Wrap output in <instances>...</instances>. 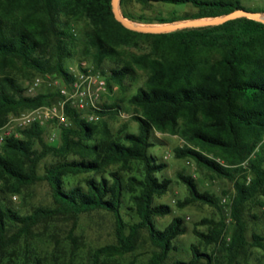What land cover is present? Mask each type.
<instances>
[{
  "label": "trees",
  "instance_id": "16d2710c",
  "mask_svg": "<svg viewBox=\"0 0 264 264\" xmlns=\"http://www.w3.org/2000/svg\"><path fill=\"white\" fill-rule=\"evenodd\" d=\"M111 2L0 0V128L9 116L60 99L58 91L28 95L22 80L45 75L72 79L64 65L72 56L71 22L88 24L83 52L91 58L93 70L105 77L108 92L113 85L124 90L125 80L132 79L136 69L146 72L143 85L128 99L136 133L124 128L113 132L103 120L120 114L121 101L115 100L98 105L94 114L101 120L96 123L65 104L58 145L45 143V128L38 124L5 139L0 147V264H107L132 253L142 231L156 249L147 264H164L176 249L174 241L186 230L179 216L163 229L155 222L172 213L171 206L156 202L172 181L163 175L167 163L149 153L161 142L154 133L177 135L182 145L173 149L175 158L191 159L234 187L226 217L219 197L200 190L194 176L177 174L188 192L176 201L178 208L201 203L221 215L199 220L193 228L198 245H191L190 259L172 264H223L216 256L220 248L225 251L224 264H242L239 258L247 247L261 250L258 264H264V238L252 233L251 242L247 240L244 216L249 204L262 206L264 199V24L242 17L215 26L138 33L115 20ZM154 4H189L194 12L148 18L129 10L132 5ZM240 9L264 13L246 8L240 0H120L122 15L144 24L215 18ZM143 45L147 52L115 63L121 48ZM107 60L113 64L105 66ZM47 156L54 160L40 176L39 163ZM79 175L80 182L70 180ZM42 179L53 192V208L37 206L21 214L5 201V196H19ZM98 210L113 216L115 242L93 249L85 260L59 261L55 254L39 257L30 249L29 239L38 225L63 219L72 223L68 238L77 247L73 230L79 215ZM21 241V255L4 260L7 249Z\"/></svg>",
  "mask_w": 264,
  "mask_h": 264
},
{
  "label": "rangeland",
  "instance_id": "374dc122",
  "mask_svg": "<svg viewBox=\"0 0 264 264\" xmlns=\"http://www.w3.org/2000/svg\"><path fill=\"white\" fill-rule=\"evenodd\" d=\"M240 1L246 8L264 10V0ZM129 10L135 15L143 14V16L148 18L157 15L168 17L173 12L176 16L182 17L186 14L193 13L194 7L189 4H154L147 8H143L140 5H132ZM139 24L159 25L157 23ZM70 27L73 29L74 34L72 44L68 46L72 56L65 59V67H67L68 70H78L81 65L87 68L92 67L91 58L86 56L83 52L85 46V33L89 30L88 24L82 20L71 22ZM147 51L148 48L146 45H143L141 48H121V55L115 63H120V59L129 58L131 55H137ZM112 64V61H105V66H111ZM36 78H39L41 83L32 91L28 92V89L33 86V82ZM145 79L146 72L136 69L135 76L132 79L125 80L124 90L113 85L112 92H108L107 90L102 96L100 104L111 103L115 100L121 101L120 105L122 110L120 114L113 118L103 119L113 132L122 128L128 132H137V123L130 118L133 113V106L128 103V99L135 93L138 87L143 85ZM62 80L61 77L56 75H45L35 76L30 80L24 79L22 80V84L24 88H26V93L28 95H34L40 92L58 91L59 86L62 84ZM57 102L58 100L53 104H56ZM83 115L85 116L86 112H84ZM10 117L11 116H9V118ZM100 120L101 119H97L93 122L96 123ZM44 128L45 132L43 140L45 143L48 145H58L60 132L58 122L55 120L49 121ZM154 136L161 142L155 143V145L149 150V153L155 156L159 161L167 163L168 166L163 172V175L172 181L169 191L165 195L156 198V202L171 206L172 213L167 216L156 217V225L159 229H163L174 216H179L183 218V225L186 230L183 235L178 236L174 241L176 249L170 253L169 259L166 260L164 264H172L177 259L187 261L191 257V245H198V239L193 233L195 224L202 218L218 219L221 214L226 217L229 216V203L234 195L233 183L226 179L217 178L209 171L199 168L191 159L175 158L173 149L182 145V140L177 135L154 133ZM52 138L54 139L52 140ZM53 160V156H47L39 163L38 174L40 176L43 175L45 167L53 162ZM178 173L194 176L200 190H208L219 197L220 200L226 199L227 202L222 203V213L219 214L214 208L201 203H192L184 208H178L176 206V201H181L188 196L186 187L177 179ZM81 179L82 176L79 175L72 177L70 180L73 182H80ZM4 198L9 206L13 207L21 214H27L37 206L48 208H53L55 206L53 192L47 181L44 179L32 186L24 188L22 194L16 196L15 199L11 196H5ZM261 202L262 206H259L258 203L249 204L244 212L248 225L246 238L249 242H251L252 233H257L264 238V199L261 200ZM252 216H257V218H252ZM71 227L72 223L65 219L52 222L46 227L38 225L34 230L35 237L29 239L30 249L32 252L37 253L39 257L55 254L59 261L64 257H71L75 262H80L85 260L93 249L115 242L114 219L110 213L98 210L79 215L77 225L73 230V235L77 237L78 241L77 247H75L68 238V232ZM197 228L199 230L205 229L203 226ZM227 240L228 238L226 236V242ZM23 247L24 245L21 241L19 245L17 244L13 248L7 249L6 254L3 257L4 260H8L10 257H13V255L20 256L23 252ZM154 250L156 249L148 240L147 233L142 231L136 249L132 253L126 254L122 257H115L114 259L107 261V264H147L148 259ZM224 255L225 251L220 248L216 256L223 262V264L225 262L223 260ZM239 260L242 264H258L263 260L262 252L258 248L247 247Z\"/></svg>",
  "mask_w": 264,
  "mask_h": 264
},
{
  "label": "built area",
  "instance_id": "2783aa9c",
  "mask_svg": "<svg viewBox=\"0 0 264 264\" xmlns=\"http://www.w3.org/2000/svg\"><path fill=\"white\" fill-rule=\"evenodd\" d=\"M69 72L72 74V79L70 81L62 80V84L58 88L60 99L56 104L25 110L8 119L7 123L0 128V147L7 137L10 135L19 136V130L28 128L33 124L44 127L52 120L57 121L58 124L65 123L64 107L67 103L83 113L86 112L85 117L89 121L98 119L94 110L97 109L102 96L107 91L105 77L100 71L82 65L78 70H69ZM40 83L41 80L36 78L28 92ZM226 202V199L221 200V203Z\"/></svg>",
  "mask_w": 264,
  "mask_h": 264
},
{
  "label": "water",
  "instance_id": "95a60500",
  "mask_svg": "<svg viewBox=\"0 0 264 264\" xmlns=\"http://www.w3.org/2000/svg\"><path fill=\"white\" fill-rule=\"evenodd\" d=\"M111 5L115 20L119 22L124 28L138 33L162 34V33H169L181 29H186V28L215 26L242 17L254 21H258L264 24V18L262 17L263 15L262 13L240 9L230 14L215 18L189 19V20L173 22L168 24H159V25H142L134 21H131L122 15L120 11V0H112Z\"/></svg>",
  "mask_w": 264,
  "mask_h": 264
},
{
  "label": "bare ground",
  "instance_id": "6f19581e",
  "mask_svg": "<svg viewBox=\"0 0 264 264\" xmlns=\"http://www.w3.org/2000/svg\"><path fill=\"white\" fill-rule=\"evenodd\" d=\"M262 17L264 18V14L262 15Z\"/></svg>",
  "mask_w": 264,
  "mask_h": 264
}]
</instances>
